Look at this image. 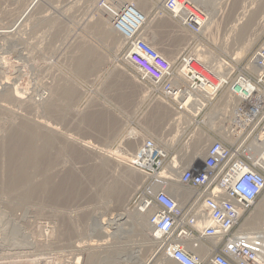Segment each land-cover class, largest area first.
Returning <instances> with one entry per match:
<instances>
[{
  "label": "rangeland",
  "instance_id": "rangeland-1",
  "mask_svg": "<svg viewBox=\"0 0 264 264\" xmlns=\"http://www.w3.org/2000/svg\"><path fill=\"white\" fill-rule=\"evenodd\" d=\"M117 1L0 0V29L7 32L0 36V86L3 81L10 86L0 87V264H140L128 260L136 246L142 249L140 261L160 264L163 254L158 240L150 241L156 237L149 215L140 211L149 180L140 171L126 170V155L135 154L146 138L162 141L172 150L170 157L177 155L176 167L163 168L170 177L157 192L182 204L193 193L182 175L197 156L193 145L198 140L199 150L204 140L198 134L175 137L171 111L126 63V40L121 43L119 31L112 30ZM148 1L147 6L122 0L120 6L135 4L147 13L142 36L153 43L154 30L162 44L153 45L175 63L197 52L217 63L222 54L264 46V0L195 1L208 14L196 34L169 17L164 0ZM88 46L94 53L84 58L86 66H78ZM16 88L20 100L6 95ZM43 130L52 138L46 143L50 166H22L29 180L16 179L10 149ZM44 178L48 189H42ZM263 201L264 194L240 225ZM138 211L149 224L143 230L137 228ZM98 222L110 235L88 250L101 239Z\"/></svg>",
  "mask_w": 264,
  "mask_h": 264
},
{
  "label": "built area",
  "instance_id": "built-area-1",
  "mask_svg": "<svg viewBox=\"0 0 264 264\" xmlns=\"http://www.w3.org/2000/svg\"><path fill=\"white\" fill-rule=\"evenodd\" d=\"M163 8H181L175 18L195 34L206 21L193 0H164ZM143 24L126 28V63L171 111L175 137L209 141L182 175L193 189L183 204L156 190L170 177L163 168L178 165L162 141L144 139L131 162L149 180L141 210H151L159 252L179 264H264V232L254 242L239 234L242 218L264 194V46L222 54L217 63L189 54L175 63L142 36Z\"/></svg>",
  "mask_w": 264,
  "mask_h": 264
},
{
  "label": "bare ground",
  "instance_id": "bare-ground-1",
  "mask_svg": "<svg viewBox=\"0 0 264 264\" xmlns=\"http://www.w3.org/2000/svg\"><path fill=\"white\" fill-rule=\"evenodd\" d=\"M34 1V0H33ZM158 1V0H157ZM159 1H162V0H159ZM199 2V1H202V2H204V3H207V1L208 0H193V2ZM122 2V0H119V1H117L116 2V4H115V10L116 9H118V11L115 13V15H117V17H118V19L113 23V26H112V30L113 31H119V33L121 34V40H122V42L121 43H124V41L126 40V42H127V40H128V38L126 37V28H131L133 25H137L138 23H143V22H145V20L147 19V13H144L142 10L140 11V10H138L137 9V7L135 6V4H129V5H127L126 7H124V5L123 6H120L121 3ZM138 2H140V3H144V5H149L150 4V2L148 1V0H138ZM195 2V4L197 5V3ZM32 3V2H31ZM114 6V5H113ZM151 6H153V5H151ZM197 7L199 8V6L197 5ZM121 9V10H120ZM164 9V8H163ZM180 9L181 8H178V10H177V13L175 12H171V13H168V14H170V16L169 17H171L173 20H175L177 23L179 22V24L181 23L182 24V22H181V20H178L177 21V19L175 18L176 16H182V12L180 11ZM28 10V9H27ZM165 10V9H164ZM204 12V11H203ZM180 13V14H179ZM11 14V13H10ZM109 14V13H108ZM206 15H208V14H205V16ZM109 16V15H108ZM208 18H209V16H208ZM206 20H208V19H206ZM102 21V20H101ZM103 21H104V19H103ZM105 21H106V19H105ZM104 21V22H105ZM17 22V21H16ZM101 24V23H100ZM99 24V25H100ZM204 24H205V22L203 23V26H204ZM15 25V24H14ZM98 24L96 25V26H99ZM105 25V24H104ZM177 28H178V25L175 23L174 24ZM12 26V25H11ZM179 28L182 30V27H180L179 26ZM178 28V30L179 31H181L180 29ZM10 29V28H9ZM174 30V29H173ZM152 31V41H153V43L152 44H159V45H161L162 44V42H159V41H157L155 38H156V36H155V32H154V30H151ZM176 31V30H175ZM7 34V32L6 31H4V30H2V29H0V36H2V35H4V34ZM9 33V32H8ZM106 33V32H105ZM181 33V32H180ZM107 34V33H106ZM109 35V34H108ZM192 36H194V35H192ZM106 37V36H105ZM110 37V36H109ZM242 37V33L241 34H239L238 35V37H236V39L238 40V39H240ZM127 38V39H126ZM193 38V37H192ZM92 47V46H91ZM84 48H86V47H84ZM168 48H170V47H168ZM249 48V47H248ZM247 47L246 48H244L243 50H242V52H240V51H238L237 53H235V54H237V55H242V54H244V53H247V51L249 50ZM164 50H162L161 49V51L163 52V51H165V48H163ZM245 50H247L246 52H244ZM84 52L82 53V56H81V59H80V62L78 61V64L80 63V65H78V66H81V67H84V66H86V64H88V63H86L85 62V59L84 58H86L87 56L89 57V55L90 56H92V52H93V47L92 48H90V46H88V49L86 48V50H83ZM168 51H170V49H168ZM94 53V52H93ZM167 53V52H166ZM173 52H171V54H172ZM96 54V53H95ZM196 56L198 57V58H200V59H204L205 57L202 55V54H200V53H196ZM209 56L211 57L212 55L211 54H209ZM87 57V58H88ZM168 59H170V60H173V58H172V55H170L169 57H168ZM86 61H89V60H86ZM93 64V63H92ZM2 89L4 90V89H8L10 86H9V81H3L2 83ZM1 90V89H0ZM2 92H4V91H2ZM8 92H9V90H8ZM4 93H7V92H4ZM67 94V93H66ZM68 94H69V92H68ZM8 97H10V98H14V99H17V100H20V98H21V92L18 90V88H16L15 90H12V91H10V93H7L6 94ZM6 97V96H5ZM7 97V98H8ZM1 106V105H0ZM1 108V107H0ZM5 109V108H4ZM169 124H170V121H169ZM44 132L41 134L39 131V133H36L35 135H37V136H32V137H30L29 135V137H30V139H32V140H27L26 138V142L25 141H23V140H21L20 142H17L18 140H16V142L17 143H15L14 145H13V148H11L10 149V151H11V158H14V156L13 155H15V158H14V163H16L15 164V166H17V170L15 171V175H13L16 179H19V180H29L28 179V176H27V178L25 177V175H28V174H30L29 172H28V170L27 169H25V170H23L24 169V167L25 166H27V168H30V170H31V168H34L35 170H36V168H38L39 166L41 167V166H44V164H46L47 162H49V160H50V157H48V153H47V146L49 145V144H47V146H46V143L48 142L47 141V139L49 138L48 137V132H46L45 130H43ZM47 133V134H44V133ZM52 132V131H51ZM21 133H23V132H21ZM26 133H29V132H26ZM32 134V133H31ZM40 134V135H39ZM24 135H25V132H24ZM34 135V134H33ZM49 135H50V133H49ZM15 136V135H14ZM52 136V135H51ZM25 137V136H24ZM48 137V138H47ZM51 138V137H50ZM49 138V139H50ZM70 138V137H69ZM20 139V138H19ZM51 140H52V138H51ZM50 140V141H51ZM202 140V139H201ZM200 140V141H201ZM10 141H11V139H10ZM13 141V140H12ZM50 141H49V143H50ZM82 142V144L83 145H88L87 143H88V141H81ZM10 143H12V142H10ZM23 143V144H22ZM27 143V144H26ZM80 143V142H79ZM198 143H199V141L197 140L196 141V143L193 145V153H195L196 155H199L200 154V149L198 150ZM13 144V143H12ZM88 146H90V145H88ZM93 146V145H92ZM49 147H50V145H49ZM140 148V147H139ZM137 150V149H136ZM51 154V153H50ZM194 155V154H193ZM193 155H191V157H193ZM52 158V157H51ZM126 158L128 159H126V170H128V171H130L132 174H134V172H138V171H140V170H138L136 167H134L133 165H132V161H136L137 160V158H138V156H137V152L135 153V154H131V156L130 155H126ZM12 160V159H11ZM128 161H130V162H128ZM12 163V162H11ZM48 165H49V163H47ZM22 166H23V169H22ZM50 166V165H49ZM48 166V167H49ZM45 167H46V165H45ZM19 168V169H18ZM10 169V168H9ZM13 169H16L15 167L13 168ZM34 169H32V170H34ZM47 169V168H46ZM8 170V169H7ZM11 170V169H10ZM27 170V171H26ZM14 172V171H13ZM31 172V171H30ZM141 172V171H140ZM9 173V172H8ZM28 173V174H27ZM143 175H144V177H145V179H146V177H147V175L145 174V173H143V172H141ZM162 174H164V173H162ZM130 176H131V174H130ZM26 178V179H25ZM47 179L48 178H44V184H41L42 185V189L44 188V189H48V181H47ZM16 181H18V180H16ZM47 181V182H46ZM15 183V182H14ZM39 184V183H38ZM5 185H7V184H5ZM34 186V185H33ZM4 187V186H3ZM9 186L7 185V188H8ZM13 186H11V187H9V188H12ZM15 187V186H14ZM13 187V188H14ZM5 188V187H4ZM1 189H3V188H1ZM15 189V188H14ZM40 189V188H39ZM18 190V189H17ZM27 190V189H26ZM181 190V189H180ZM3 191V190H2ZM4 191H6V190H4ZM32 191V190H31ZM30 191V192H31ZM30 192H27V193H24V195L25 196H28L29 195V193ZM37 192V191H36ZM183 192L186 194V193H188L189 191H186V190H183ZM35 193V192H34ZM26 198V197H25ZM141 209H142V207H141ZM146 211H145V214H147V216L149 215V213L151 212V210H147V209H145ZM140 211H142V210H140ZM144 212V211H143ZM137 214V217H138V219L140 218L141 220L139 221L140 223H139V226L137 227L139 230H143V225H145L146 227L149 225L148 223H147V221H146V216L144 217V215H142V213L141 212H139L138 211V213H136ZM117 216V215H116ZM126 216H129V217H132V216H130V214H127ZM122 216H121V214H119L118 215V217L116 218V219H119V218H121ZM114 219V218H113ZM115 219V220H116ZM112 220V219H111ZM99 221V220H98ZM129 221V220H128ZM130 222V221H129ZM128 222V223H129ZM99 231V236H100V238L101 239H97L96 241H93V242H91L90 244H89V247H87L88 248V250H92L93 249V251L95 250V247H94V245H97V244H101V242L103 241H105L106 240V237H108L109 235H110V233H108V229H107V227H104V226H102V225H100V223L98 222V229H97V232ZM146 232V231H145ZM260 233V232H264V201L260 204V205H258V212H256L255 214H253V215H251V216H249V217H247L245 220H244V222H242V224L240 225V228H239V234L242 236V237H244V238H247L249 241H251V242H254L255 240H256V237L257 236H262V235H257V236H255L254 234H256V233ZM262 240H263V243H264V237L262 238ZM101 241V242H100ZM150 241L151 242H157V240H156V238H154V237H150ZM189 245L192 247V248H195L194 247V245H193V242L192 241H189ZM136 248L137 249H133V250H131V253H132V257H131V259H128V260H130V261H132L133 260V258H135V262L137 261H139L140 262V264H149L148 262H146V261H140V259H141V257H140V254H141V251L140 250H142V249H140V248H138L137 246H136ZM198 251L200 252V253H206V251H207V249L205 248V247H200L199 249H198ZM159 252V251H158ZM157 253V252H156ZM115 258V255H113L112 256V259H114ZM161 259V262H160V264H175V263H177V264H179L178 262H176V261H174L173 259H171V258H168V257H166V256H164V254H163V257L162 258H160ZM121 260V259H120ZM108 261V260H107ZM126 261H127V259H126ZM159 262V261H158Z\"/></svg>",
  "mask_w": 264,
  "mask_h": 264
}]
</instances>
